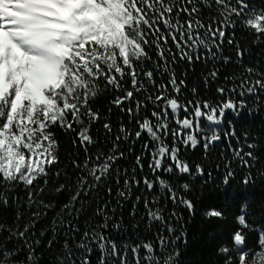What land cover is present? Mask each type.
Listing matches in <instances>:
<instances>
[{"label":"snow or ice","instance_id":"6c2138e0","mask_svg":"<svg viewBox=\"0 0 264 264\" xmlns=\"http://www.w3.org/2000/svg\"><path fill=\"white\" fill-rule=\"evenodd\" d=\"M201 6L214 12L207 18V23ZM181 14L186 19H181ZM238 21L242 28L255 36L254 43L264 41V10L250 7L248 0H0V203L7 206L8 193L22 184L27 192L28 207L37 209L23 230L18 223L15 228L0 224V232L7 231L9 239L23 242L22 248L11 250L0 246V264H40L42 254L37 253L34 247L39 241L30 240L27 234L35 225L34 218L43 214L40 209L51 207L39 197L45 191L40 181L48 184L49 171L59 159L57 141L49 130L53 126L75 131L73 125H77L80 129L77 138L86 153L83 166L75 165L81 167L82 175L76 181L69 202L61 209L67 217L78 219L84 204L81 196L96 192L113 174L117 184L120 176H124L123 188L116 193L120 199H127L132 187L140 186L141 181L135 176L136 168L132 169L131 176L127 170L121 173L119 168L113 169L115 162L124 157V153L118 151L117 143L107 155L99 153L95 158L87 155L88 147L95 143L89 135L90 128L101 118L99 112L92 110L90 101L105 90L120 91L125 77L131 80V90L124 89L123 95L111 103L122 112L127 111L129 117L138 116L148 104L153 109L151 118L137 120L140 130L135 133L137 140L146 133L153 142L151 149L148 143L143 145L145 152L151 154L148 167L155 177L154 180L147 176L143 178L145 188L151 192L158 185L162 195L192 213L193 202L180 195L168 181L156 175L157 172L162 170L170 175L175 172L178 176L191 177L192 169L180 158L178 144L187 149L190 143L195 149L202 140V147L207 151L210 145L221 139L220 132H224L226 140L236 138L231 122H228V128L222 127L226 113L238 117L247 107L245 97L261 102L264 72L243 65L246 50H241L237 43L235 60L243 71L225 77L226 83L232 81L231 88H217V93L226 97V101L216 106L208 101L201 104L198 99L185 104L180 98L183 96L181 89L187 84L184 79L177 83L172 64L177 63V57L189 65L194 59L205 66L211 62L212 69L204 77V83L207 86L209 79L215 81L220 71L216 67L217 62L229 64L233 61V57L223 54V45L226 32L234 30ZM234 40L235 32L232 31L227 36V43L232 45ZM152 46L158 61H153L152 68H148L145 62L152 60L149 55ZM153 71L168 73V83L158 85ZM169 85L174 96L168 92ZM148 86L152 87V92ZM142 91L145 93L142 98H134V93ZM192 93L195 97V88ZM229 96L232 98H227ZM237 96L239 100L235 99ZM126 101L134 102L135 109L122 108ZM181 112L184 113L183 118ZM201 119L205 127H201ZM173 121L176 126L170 127ZM103 127L107 132L112 131L107 122ZM120 132L124 133L125 140L131 135L123 125ZM197 134L200 140L196 138ZM121 139V136H116V141ZM233 155L242 166L252 167L240 151L233 150ZM245 155L255 159L251 152ZM136 165L143 171L140 156L136 157ZM196 174L205 175L200 165L196 166ZM232 175L229 168L223 181L226 186ZM244 182L247 184L248 180ZM180 187L185 192L190 190L187 183ZM63 189L64 185H60L56 191ZM107 190L111 194V187ZM13 199L19 203L15 197ZM77 202L80 208L76 207ZM149 203L158 204V198L154 197L151 202L145 200L149 226L156 221L163 225L165 221L159 207L154 210ZM107 208L108 204L97 208L96 214L103 218V223L86 225L83 233L71 219L58 215L57 227L67 231L63 232L62 254L57 257L56 264H92L89 257L94 248L100 253L98 264H132L129 251L135 264H141V260L144 264H178L179 251H169V244L174 245L179 236L169 240L158 233V248L144 241L136 244L125 242L118 246L115 240L105 235L112 219L105 211ZM206 215L222 217L223 213L213 209ZM21 218L22 214L17 211L16 221ZM237 223L241 227L233 235L234 247L225 245L219 249L227 258L225 264H234L233 257L229 255L233 251L237 253L238 264H264V230L254 229L258 233L257 247L251 249L246 246L245 234H242L244 229L253 230L245 214L237 217ZM57 227L52 230L49 248L58 235ZM112 227L119 231L121 226L113 222ZM167 230L170 235L176 231L170 225ZM76 234H80L78 241ZM21 250L26 251L25 258L14 259Z\"/></svg>","mask_w":264,"mask_h":264},{"label":"trees","instance_id":"16d2710c","mask_svg":"<svg viewBox=\"0 0 264 264\" xmlns=\"http://www.w3.org/2000/svg\"><path fill=\"white\" fill-rule=\"evenodd\" d=\"M248 2L250 7L264 10V0H248ZM201 12L205 23H207L208 17L214 15V12H210L203 6H201ZM181 19H186V17L181 14ZM161 27L163 28L162 25ZM232 31L235 32V40L232 45H229L227 36ZM254 40L255 36L242 28L239 25V21L234 30H228L223 45V54L233 57V61L229 64L218 61L216 64V67L220 70L218 78L215 81L209 79L207 86L204 83V77L212 69L211 62H209L208 66H205L202 62H196L194 59L193 64L189 65L187 61H179L177 57V63L172 64V71L176 74L177 83L184 79L187 84V87L181 89L183 93L180 98L181 102L186 104L189 100L195 102L198 99L201 104L204 101H208L213 106H216L226 101V97L217 93V88H231L232 81L229 80L226 83L225 77L239 74L243 71V68L235 60L237 43L241 50H246L243 57V65L264 72V41L254 43ZM169 44L171 45V40H169ZM172 50L175 52L174 46ZM146 51H148L147 47ZM149 55L152 60L145 63L148 68H152V62L158 61L154 46L149 51ZM169 60L171 61V58ZM137 71L140 72V69L138 68ZM140 78L143 79V76L141 75ZM153 78L159 85L162 83L167 84L169 76L168 73L162 71H153ZM236 83L238 84L239 80ZM121 85L120 91L105 90L94 101H90L92 110L99 112L101 118L90 128L89 135L95 143L88 147L87 155L93 158L99 153L107 155L113 144L117 143L118 151L123 152L124 157L115 162L113 169L119 168L121 173L127 170L129 176H131L132 169L136 168L135 176L136 179L141 181L140 186H133L130 196L127 199H120L116 193L123 188L124 176H120V183L117 184L113 174L108 181L104 182L103 187L96 192L89 193L88 196H81L84 204L78 219L67 217L65 213L61 212V209L63 205L69 202L75 190L76 181L82 175L81 167H76L75 165L83 166L86 153L77 138V132L80 130L77 125H73L75 131L62 129L58 125L50 128L49 130L54 133V138L58 144L56 154L59 159L49 171L48 184L44 185L43 180L40 181V185L44 187L45 191L39 199L44 200L51 207L40 209L43 214L34 218L35 225L29 229L27 234L30 240L39 241L38 246L34 245V247H36L37 253L42 254L40 264H56L57 257L62 254L63 232L67 231V229L57 227L59 224L58 215L65 219H71L80 228V233H83L86 225L103 223V218L97 215L96 212L98 207L102 208L105 204H108V208L105 211L112 217L105 235L115 240L118 246L125 242L136 244L144 241L151 242L154 248H158L157 234L162 233L169 240L173 236L180 237V239L175 240L174 245L169 244V251H179L178 264H225L227 258L219 249L225 245L229 248L234 247L233 235L241 227L237 223V217L243 213L247 223L253 230L244 229L242 234H245L246 246L255 249L257 247L258 233L254 229L264 230V95L260 97V103H257L252 97H245L247 107L240 112L238 117L226 113L225 124L222 127L228 128V122H231L236 138L226 140L224 132H220L221 139L219 143L210 145L207 151L202 147V140L195 149H192L190 144L187 149L183 144H178L180 158L186 161L192 169L191 177L187 175L178 176L175 172L170 175L162 170L157 172L156 175L168 181L180 195L193 202L194 209L190 213L180 203L174 204L165 195H162L159 192L158 185L154 186L151 192L145 188L143 178L147 176L150 180H154L155 177L148 167L152 159L151 154L150 152H145L143 145L148 143L149 149H151L153 142L149 140L146 133L142 134L141 138L137 140L135 133L140 130L137 120L142 121L145 117L151 118L153 109L152 105L148 104L147 109H141L139 115H134L133 117H129L127 111L122 112L111 101L117 96H122L124 89L131 90V80L125 77L121 81ZM193 88L196 89L195 97L192 93ZM148 90L149 92L153 91L151 86H148ZM168 92L172 96L175 95L170 85ZM144 95L143 91L134 93V98L140 99ZM227 98L232 97L229 96ZM235 99L239 100L240 98L237 96ZM121 107L125 109L132 107L135 109V103L126 101ZM183 116L184 113L181 112V118ZM169 119L171 120V115ZM105 122L111 125V132H107L103 127ZM202 122H204L203 119ZM121 125L131 133L127 140L123 139L124 133L120 132ZM175 126L173 121L170 127ZM118 135L122 137L120 141H116V136ZM168 143L171 146V136L168 138ZM249 144L253 145V147L249 148ZM233 150L240 151V155L252 167L242 166L241 161L234 157ZM247 152H251L252 157L255 159L246 156L245 153ZM137 156L141 157V163L144 165L143 171L136 165ZM165 163H171V161H165ZM197 165L204 169V176L196 174ZM229 168L233 175L229 177L226 186L223 181ZM56 173H59V175L57 176ZM246 179L248 180L247 184L244 182ZM184 183L189 185L190 190L187 192L180 187ZM60 185H64V189L57 192L56 189ZM109 187L112 189L111 194L107 190ZM137 197H139V200H137ZM154 197L158 198V204L149 203V207L154 210L159 207L165 223L162 225L156 221L149 226L145 200L147 199L151 202ZM8 200L7 206L0 203V224L15 228L18 223L20 229L23 230L24 224L33 219L31 214L36 212L37 209L28 207L26 203L27 192L22 184L8 193ZM76 207L80 208L79 202H77ZM112 209H115V211L113 212ZM213 209L222 212V217H209L206 215L209 210ZM17 211L22 214L19 222L16 221ZM173 213H175V216L172 215ZM113 222L121 226L119 231L112 227ZM168 225L176 230L171 235L167 230ZM54 227H57L58 235L49 248L48 241L52 239ZM8 237L9 233L7 231L0 232V246H6L10 250L22 248V241L17 242L15 238L9 239ZM76 239L77 241L80 239V234H76ZM99 255V251L94 248L92 256L89 257L92 264H98ZM143 255L144 250L141 248V256ZM229 255L233 257L234 264H238L236 260L237 253L233 251ZM25 256L26 251L21 250L14 259L23 260ZM129 260L132 264H135L130 251ZM141 264H144L143 260H141Z\"/></svg>","mask_w":264,"mask_h":264},{"label":"rangeland","instance_id":"374dc122","mask_svg":"<svg viewBox=\"0 0 264 264\" xmlns=\"http://www.w3.org/2000/svg\"><path fill=\"white\" fill-rule=\"evenodd\" d=\"M201 127H205V123L202 122V119H201ZM198 140H200V136L199 134H197V137H196ZM190 144V143H189Z\"/></svg>","mask_w":264,"mask_h":264},{"label":"water","instance_id":"95a60500","mask_svg":"<svg viewBox=\"0 0 264 264\" xmlns=\"http://www.w3.org/2000/svg\"><path fill=\"white\" fill-rule=\"evenodd\" d=\"M218 143H219V141L215 142L213 145L218 144Z\"/></svg>","mask_w":264,"mask_h":264}]
</instances>
